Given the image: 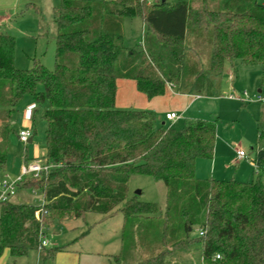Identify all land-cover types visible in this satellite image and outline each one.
<instances>
[{"label":"trees","instance_id":"obj_1","mask_svg":"<svg viewBox=\"0 0 264 264\" xmlns=\"http://www.w3.org/2000/svg\"><path fill=\"white\" fill-rule=\"evenodd\" d=\"M199 1L193 8L192 0H60L53 8V69L41 61L18 69L16 38L0 29V106L6 107L0 169L8 160L13 116L27 96L35 111L47 105L42 118L50 164L17 188L39 192L43 205L14 196L0 202V258L6 250L14 261L39 250L40 231L55 221L121 211L117 264H264V115L257 122L254 178L200 179L196 163L214 157L217 120L188 119L178 129L159 126L153 110L117 106L119 79L133 80L148 99L164 95L170 83L181 93L219 96L222 76L237 60L261 66L264 87V0ZM126 18L144 23L140 46L126 45ZM205 29L207 65L189 45L191 35ZM133 175L162 181L165 206L140 200L130 190ZM62 249L42 247V262Z\"/></svg>","mask_w":264,"mask_h":264},{"label":"rangeland","instance_id":"obj_2","mask_svg":"<svg viewBox=\"0 0 264 264\" xmlns=\"http://www.w3.org/2000/svg\"><path fill=\"white\" fill-rule=\"evenodd\" d=\"M51 1L53 0H31V4L27 6L24 5L13 18L11 25L17 39L15 66L18 69H29L33 66L34 61H41L49 69L54 68L56 47L54 35L56 25L52 11L54 6L59 5L60 0H55L56 2L53 5ZM90 1L97 2L99 0ZM191 5L193 8H199L201 6L199 0H192ZM210 6L218 7L219 2L212 1L210 2ZM123 29L127 46H140L143 43L146 27L140 18H126L124 20ZM209 39L210 30L205 29L201 32L198 31L192 34L189 40L190 46L198 48V52L201 53L202 60L206 65L211 53ZM200 49L202 51H200ZM230 72L234 74L233 79L230 78ZM221 82V94L224 95V98L222 97L214 101L211 98L203 97L200 98L193 107L197 119L217 120L216 146L219 152L218 154L220 155H216L215 152L212 159L201 158L197 160V162H203L204 164L202 165L200 175L203 173L206 174L202 179H239L240 175H243L244 165L250 164L238 160L236 156L237 151L239 149L242 150V148L245 149L247 151V158L251 159L254 150L256 151L257 148L256 129L259 116H256L257 112H255L253 104L260 101L259 96L264 97L261 66L245 65L237 60L234 69L227 66ZM129 84L132 86L131 89L129 88ZM39 89L43 90V86H39ZM136 90L133 80L120 79L118 81L117 105L123 108H130L131 104L128 103L132 101L131 92H137ZM232 92L241 95L247 92L248 103L246 102V104L243 105L240 100L232 101L225 98L226 95ZM241 98L243 99V96H241ZM33 103L34 100L32 97H25L13 116L15 124H13V132L9 137L7 164L5 169H0L1 178L7 177L12 180L19 178L22 174V168L25 165L26 155L30 161L29 163L34 160H46V122L43 120L42 115L47 105H43L38 108L37 111L34 110L36 109L34 106L35 108L32 110V122L28 125L24 124L23 119L20 117V112ZM5 110V106H0V119L3 117ZM183 122L184 124L176 127L178 129L184 127L186 119L183 120ZM166 126H169V124H166ZM22 129L31 130L33 136L31 143L22 142L20 140L18 133ZM215 157L217 158V167L223 166L222 169H225V165L228 164V168L225 170L224 174H218V168L213 170L215 166ZM209 170L214 172L215 175L211 176ZM251 170L253 175L252 167ZM245 179L248 180L249 178ZM129 186L133 193H136L138 190L143 192L139 194L140 200L156 202L162 207L165 206L166 188L162 181L154 180L150 176L133 175L130 179ZM27 193L29 197L32 198V202L35 204L37 203L38 206L43 205V199L40 198L42 195L39 192L33 193V191H28ZM21 196L22 190L18 189L16 195L12 199L21 202L23 200ZM99 215L98 213H87L84 218H86L87 221H91ZM122 217L121 211H117L111 215L109 221L111 233L119 226V219H122ZM64 220L65 222H69L68 218ZM0 260L6 264L13 263V259L10 257V254H8V251L3 254ZM193 261L195 264L198 263L196 259ZM127 262L131 263L133 260L128 257Z\"/></svg>","mask_w":264,"mask_h":264},{"label":"crops","instance_id":"obj_3","mask_svg":"<svg viewBox=\"0 0 264 264\" xmlns=\"http://www.w3.org/2000/svg\"><path fill=\"white\" fill-rule=\"evenodd\" d=\"M30 2L31 0H0V29L15 37V33L11 25L13 18L16 16L19 9H21L24 5L27 6L31 4ZM55 2L56 1L53 0L51 1V4L53 5L55 4ZM16 43H17V39H16ZM195 57H197L198 60L200 59L198 58L196 53H195ZM229 74H230V78L233 79L234 74L232 72H230ZM131 87H132L131 84H129L130 89ZM136 91L137 92L134 93L131 92L132 101L131 103H128L131 104L130 107L153 110L157 114V124L159 126L160 125H163L165 127L172 126L175 128H177L179 125L184 124L183 120L185 119L186 120L197 119V115L193 107L195 103L199 101L200 98L207 97L213 99L214 101L222 97L224 98L223 94H220L219 96H203V95L181 93L177 90V87L175 85L172 88H169L167 86V90L164 95L156 96L152 99H148L143 93L139 92L138 90ZM241 96H243V99L241 98ZM247 96H248L247 92H244L242 95L235 94L234 92H232L226 95L225 98L230 99L232 101L240 100L241 103L245 105L246 102L248 103ZM253 105L255 112H257L256 116H259L260 119L261 116L264 115V101H259ZM34 106L36 107L35 103L29 105V107L25 108V110L20 112V117L21 119H23L24 124L26 125L32 122L31 121L33 117L32 110L35 108ZM118 107L123 108L121 106ZM169 112H177L181 114L182 117L173 122L168 121L165 115ZM12 124H15L14 120L12 121ZM166 124H169V126H166ZM242 150H244L247 156V151L243 148ZM215 152L216 155H220L218 154L219 152L217 151V146ZM256 153H257V148L256 151L254 150V154L252 155L251 159L246 158L244 160L238 159L236 153L238 160L250 164V165L248 164L244 165L243 175L241 174L239 179L236 180L249 181L254 178L256 174V168L254 162ZM202 165H204L203 162L196 163V176L200 179H202L203 176L206 174L203 173L200 175V172L202 170ZM214 165L215 166L213 170H216L218 168L217 169V172L219 171L218 174H224L225 170L228 168L227 167L228 164L225 165V169H222L223 166L217 167L216 157H215ZM251 167L253 168V175H252ZM209 173H211V176L215 175V173L210 170ZM218 176H222V175H218ZM245 178H249V179L247 180ZM215 179H219V178H215ZM27 192L28 191H22L21 198H23V200L19 203H28V204L37 205V203L35 204L34 202H32V198L29 197ZM33 193L35 192L33 191ZM40 198L43 199L44 202V198H42V196H40ZM110 217L111 216H103L100 214L99 216H96V218H93L91 221H87L86 218L84 219L68 218L69 222H65V220L55 221L54 223L45 227L43 230L46 239L48 241L47 246L63 248L62 250L57 252L54 259L50 261L42 262V253L39 249V250L30 251L26 256L20 257L16 261H14V259L10 255V257L13 259L12 264H117L113 256L119 254L122 250V231L124 226V217H122V219H119L120 221L118 223L119 226L112 233L110 231L111 229L109 228ZM8 254H10L9 251ZM0 264H6V263L0 260Z\"/></svg>","mask_w":264,"mask_h":264},{"label":"built area","instance_id":"obj_4","mask_svg":"<svg viewBox=\"0 0 264 264\" xmlns=\"http://www.w3.org/2000/svg\"><path fill=\"white\" fill-rule=\"evenodd\" d=\"M167 86L169 88H172L174 87V84L170 83V84H167ZM259 97H260L259 98L260 101H264V97L262 96H259ZM165 117L168 121L173 122L175 120L180 119L182 115L177 112H169L165 115ZM18 134L22 142H27L29 137L32 136L31 130H25V129L20 130ZM237 156H238V159H242V160L247 158L246 153L244 152V150H241V149L237 151ZM49 167H50V164L47 162V159L46 160H34L31 163L23 166L22 174L19 178L14 179V180L9 179L7 177L0 178V202L5 201L8 198L16 194L18 185L23 180L24 177L26 176L37 177L40 174H42L43 171L47 170ZM255 168H256V173H257L258 166L256 165V163H255ZM39 214L40 212L37 211L36 216L38 217ZM43 230L44 229H42L39 234V239L41 242L39 245V249L47 246L48 244V241L46 239V236ZM200 234H202L201 231H200ZM216 258H220V255L217 254Z\"/></svg>","mask_w":264,"mask_h":264},{"label":"water","instance_id":"obj_5","mask_svg":"<svg viewBox=\"0 0 264 264\" xmlns=\"http://www.w3.org/2000/svg\"><path fill=\"white\" fill-rule=\"evenodd\" d=\"M164 1V0H163ZM32 140H33V137L31 136V137H29V139H28V143H31L32 142ZM136 194H141V191L140 190H138L137 192H136Z\"/></svg>","mask_w":264,"mask_h":264}]
</instances>
